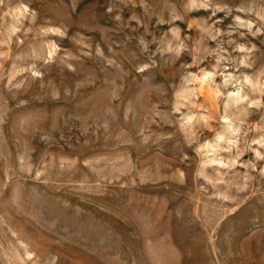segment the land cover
Here are the masks:
<instances>
[{"label": "rangeland", "instance_id": "obj_1", "mask_svg": "<svg viewBox=\"0 0 264 264\" xmlns=\"http://www.w3.org/2000/svg\"><path fill=\"white\" fill-rule=\"evenodd\" d=\"M0 264H264V0H0Z\"/></svg>", "mask_w": 264, "mask_h": 264}]
</instances>
